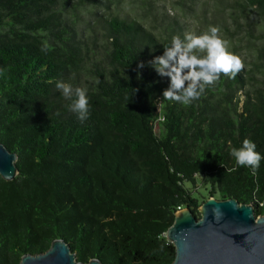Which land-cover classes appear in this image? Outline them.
I'll return each mask as SVG.
<instances>
[{
  "label": "trees",
  "instance_id": "1",
  "mask_svg": "<svg viewBox=\"0 0 264 264\" xmlns=\"http://www.w3.org/2000/svg\"><path fill=\"white\" fill-rule=\"evenodd\" d=\"M159 1L129 0L132 14L120 0H0V141L17 157L14 178L0 176V264L57 238L79 261L169 264L177 210L199 217L213 196L264 212V159L253 173L231 155L249 139L264 156V42H251L264 0H215L211 20L194 12L202 0ZM210 27L243 70L190 104L164 99L170 78L148 62ZM57 81L86 89L83 123Z\"/></svg>",
  "mask_w": 264,
  "mask_h": 264
},
{
  "label": "water",
  "instance_id": "2",
  "mask_svg": "<svg viewBox=\"0 0 264 264\" xmlns=\"http://www.w3.org/2000/svg\"><path fill=\"white\" fill-rule=\"evenodd\" d=\"M16 154L0 141V176L16 175ZM199 217L190 209L175 212L165 232L174 246L169 264H264V212L256 215L252 203L235 198L204 200ZM18 264H102L97 258L79 261L68 243L54 239L42 252L26 253Z\"/></svg>",
  "mask_w": 264,
  "mask_h": 264
},
{
  "label": "clouds",
  "instance_id": "3",
  "mask_svg": "<svg viewBox=\"0 0 264 264\" xmlns=\"http://www.w3.org/2000/svg\"><path fill=\"white\" fill-rule=\"evenodd\" d=\"M200 52L206 54L201 56ZM148 63L160 76L170 78L162 97L185 105L198 99L205 87L218 81L221 74L234 78L244 68L241 58L228 50L217 27H210L200 35L186 33L183 40L174 36L171 45L164 46L163 54L153 57ZM137 67L143 68L144 62L141 61ZM56 88L71 100L70 110L83 123L89 116L86 89H73L63 81H57ZM231 155L236 165L250 167L253 173L264 159L249 139H245L239 148H232Z\"/></svg>",
  "mask_w": 264,
  "mask_h": 264
},
{
  "label": "rangeland",
  "instance_id": "4",
  "mask_svg": "<svg viewBox=\"0 0 264 264\" xmlns=\"http://www.w3.org/2000/svg\"><path fill=\"white\" fill-rule=\"evenodd\" d=\"M128 1L129 0H120V3L124 4L123 5L124 6L123 11L133 14L130 5H127V4H129ZM171 1L172 0H161L159 2L164 4L165 6H170L171 5ZM174 6H177V5H174ZM216 6H217V3H216L215 0H202V1H199L198 2V6L194 8V12L198 13V15H200V17H202L201 16V12L203 11V14H206V16L211 20L213 18V16L215 15L214 10H215ZM175 9H176V11L178 13L179 10H177V9H179V7L177 6V7H175ZM183 9L187 12L188 18H190L189 15H191V13H189V10L186 9V7L185 8L183 7ZM216 14L218 16H220V17L222 16V14L220 12H217ZM191 17L194 18L195 20H197L195 16H191ZM240 25L242 26V29L245 26V24L243 22L240 23ZM228 26H229V29H230V33L229 34L232 35V37L229 39L231 41V43L233 42V43L238 44V48L240 46V50H241L242 53H246V52H248V50H251V49H247L246 47H244L246 41L243 38V36L240 35L242 32L244 33V31L242 30L240 32H235V27H234L235 24L231 20L228 21ZM261 30H262L261 27H257L255 33H256V35L259 36V38L258 39H254V38L252 39L251 38V42L252 41H254L255 43L264 42V32H262ZM238 38H239V40H241V45H240V41H238Z\"/></svg>",
  "mask_w": 264,
  "mask_h": 264
}]
</instances>
